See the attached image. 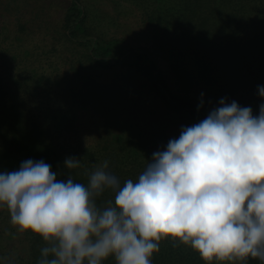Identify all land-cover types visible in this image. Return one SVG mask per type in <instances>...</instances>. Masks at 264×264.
I'll use <instances>...</instances> for the list:
<instances>
[{
  "label": "trees",
  "instance_id": "16d2710c",
  "mask_svg": "<svg viewBox=\"0 0 264 264\" xmlns=\"http://www.w3.org/2000/svg\"><path fill=\"white\" fill-rule=\"evenodd\" d=\"M69 1L57 32L59 44L49 49L28 47L25 40L33 34L21 21L13 38L0 32V171L15 170L25 159H43L58 179L71 176L87 185L89 173L107 160V170L121 184L138 179L153 152L173 137L159 125L150 127V117L132 116L129 108L145 103L123 92L130 84L121 82L125 74L141 78L163 110L195 123L208 114L192 102L197 90L214 100L226 97V102L251 106L258 115L264 102L257 89L264 85V0H147L141 8L150 25V48L95 32L82 1ZM162 58L175 81L165 75ZM84 111H92L97 124L88 128L94 134L89 141L80 123ZM68 156L80 159L79 165L64 166ZM113 198L114 192L105 189L96 200L103 205ZM0 208L10 217L6 206ZM22 232L27 256L13 264H38L47 242L30 230ZM159 245L152 264H264L252 257L206 261L170 237ZM102 264H116L114 256Z\"/></svg>",
  "mask_w": 264,
  "mask_h": 264
},
{
  "label": "clouds",
  "instance_id": "9594fccd",
  "mask_svg": "<svg viewBox=\"0 0 264 264\" xmlns=\"http://www.w3.org/2000/svg\"><path fill=\"white\" fill-rule=\"evenodd\" d=\"M257 89L264 98V85ZM226 99L182 125L135 181L121 184L107 160L87 185L58 179L43 159L0 171V206L21 231L47 242L38 264H102L109 256L116 264H152L169 237L206 261H264V102L253 115L251 106ZM79 162L68 156L63 164ZM105 189L114 198L98 205Z\"/></svg>",
  "mask_w": 264,
  "mask_h": 264
},
{
  "label": "rangeland",
  "instance_id": "374dc122",
  "mask_svg": "<svg viewBox=\"0 0 264 264\" xmlns=\"http://www.w3.org/2000/svg\"><path fill=\"white\" fill-rule=\"evenodd\" d=\"M81 1L89 12L91 20L89 24L95 32L102 33L109 38L119 39L130 47L150 48V25L147 21L144 22V9L141 8L147 0ZM69 6V0H15L10 2L9 6L7 3L0 4V32H5L10 38H13L16 35L17 24L21 21V24L27 26L30 29L29 32L33 34V37L28 35V39L25 40L26 45L49 49L51 45L59 44L57 32L61 31V20ZM159 62L165 71V75L175 81V73L171 72L168 62L164 58L159 59ZM115 75H113V80L118 83L120 78L115 77ZM123 76L122 83L130 82V84L124 85L123 92L131 91L133 97L136 99L141 97L142 102L145 103L144 106L129 108V111H133V117L137 119L150 117V127L155 128L156 125H159V127L166 129L173 138L179 136L182 125L195 123L184 114L168 113L159 107L157 103L159 101L147 92L141 78L131 74ZM201 93H203V97H201ZM191 99L197 105L203 99L201 108L206 112H209L219 103V100L210 98L203 90L195 91L191 94ZM92 118V111L81 113L82 129H86L88 132L86 135L88 139L85 141H89L90 136L93 137L94 135L89 132L88 128L92 129L97 126L96 121ZM26 256L27 241L23 232L18 226L12 224L10 217H7L0 208V264H13L17 258H26Z\"/></svg>",
  "mask_w": 264,
  "mask_h": 264
}]
</instances>
